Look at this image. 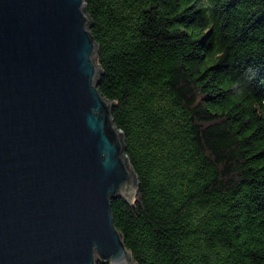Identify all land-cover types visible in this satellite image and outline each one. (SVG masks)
Segmentation results:
<instances>
[{"label":"trees","instance_id":"obj_1","mask_svg":"<svg viewBox=\"0 0 264 264\" xmlns=\"http://www.w3.org/2000/svg\"><path fill=\"white\" fill-rule=\"evenodd\" d=\"M84 4L138 182L111 200L136 264H264V0Z\"/></svg>","mask_w":264,"mask_h":264},{"label":"water","instance_id":"obj_2","mask_svg":"<svg viewBox=\"0 0 264 264\" xmlns=\"http://www.w3.org/2000/svg\"><path fill=\"white\" fill-rule=\"evenodd\" d=\"M84 0H0V264H136L137 177L97 88Z\"/></svg>","mask_w":264,"mask_h":264}]
</instances>
